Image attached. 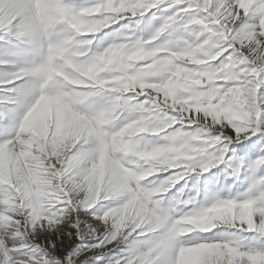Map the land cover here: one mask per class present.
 <instances>
[{"label": "snow or ice", "instance_id": "obj_1", "mask_svg": "<svg viewBox=\"0 0 264 264\" xmlns=\"http://www.w3.org/2000/svg\"><path fill=\"white\" fill-rule=\"evenodd\" d=\"M0 264H264V0H0Z\"/></svg>", "mask_w": 264, "mask_h": 264}]
</instances>
